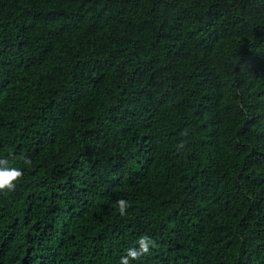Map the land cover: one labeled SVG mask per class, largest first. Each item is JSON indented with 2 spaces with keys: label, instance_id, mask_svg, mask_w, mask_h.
<instances>
[{
  "label": "trees",
  "instance_id": "obj_1",
  "mask_svg": "<svg viewBox=\"0 0 264 264\" xmlns=\"http://www.w3.org/2000/svg\"><path fill=\"white\" fill-rule=\"evenodd\" d=\"M0 159V264H264V0H0Z\"/></svg>",
  "mask_w": 264,
  "mask_h": 264
},
{
  "label": "clouds",
  "instance_id": "obj_2",
  "mask_svg": "<svg viewBox=\"0 0 264 264\" xmlns=\"http://www.w3.org/2000/svg\"><path fill=\"white\" fill-rule=\"evenodd\" d=\"M183 147V144L180 145ZM26 165L31 164V160L25 158ZM23 171L17 167H9V162L6 159H0V193L15 191L17 182L23 178ZM116 206L120 216L127 214V209L131 206L129 201L125 199H118ZM138 247L130 248L126 256L120 258V264H131L132 261L138 260L142 255L150 251V247L155 246V241L149 236L143 235L137 241Z\"/></svg>",
  "mask_w": 264,
  "mask_h": 264
}]
</instances>
